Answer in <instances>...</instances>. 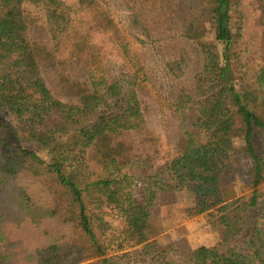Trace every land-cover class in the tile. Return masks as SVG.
Here are the masks:
<instances>
[{
	"label": "trees",
	"instance_id": "16d2710c",
	"mask_svg": "<svg viewBox=\"0 0 264 264\" xmlns=\"http://www.w3.org/2000/svg\"><path fill=\"white\" fill-rule=\"evenodd\" d=\"M27 5L41 13L38 33ZM239 8L240 0H0V174L24 181L17 200L36 228L56 219L77 232L71 245L51 234L39 264H121L109 255L117 241V250L140 246L141 264H264V68L257 87L236 84ZM136 42L166 51L183 81L178 153L163 163L129 155L148 81ZM234 159L246 163L247 196L225 188ZM179 193L186 219L219 222L215 243L181 251L159 238ZM9 260L0 252V264Z\"/></svg>",
	"mask_w": 264,
	"mask_h": 264
},
{
	"label": "rangeland",
	"instance_id": "374dc122",
	"mask_svg": "<svg viewBox=\"0 0 264 264\" xmlns=\"http://www.w3.org/2000/svg\"><path fill=\"white\" fill-rule=\"evenodd\" d=\"M27 9L29 18L35 20L34 27L38 33L42 28L39 21L41 13L32 5H27ZM239 9L241 16L235 24L234 36L236 35L240 57L237 62H233V76L237 85L244 79L257 87V77L264 68V0H240ZM116 17L118 20H125L124 13H116ZM97 38L101 42V36ZM132 46L148 81L144 84L142 92L145 124L128 136L133 144L129 155L163 163L178 153L181 116L174 100L180 93L183 81L169 70L166 51H161L151 44L136 42ZM165 49L173 53L171 47ZM107 56L114 64V71L119 73L124 64L115 50L111 48V53H107ZM46 78L48 85L56 91V82L51 74ZM244 166V159H234L232 177L225 184L229 197L247 196L250 192L247 179L242 174L246 168ZM22 182V179H19V182L17 179H4L0 174V232L5 236V241L0 244V252L9 255L11 264H39L36 250L49 241L51 234L61 235L63 241L71 245L74 238H77V232L70 224L56 219H46L42 221L41 228H36L27 210L23 211L17 200L19 183ZM183 198L184 195L179 193L177 200L181 202L165 209L164 221L167 229L159 238L167 239L169 243L177 242L181 251L200 245H212L216 242L220 229L219 222L216 219H208L205 213L186 219L183 214ZM107 218L110 220L111 217ZM114 225H117L116 220ZM117 244L118 241L112 245L114 247H111L109 255H118L121 264H141L147 261L140 251V246L126 245L117 250ZM94 260L96 259L86 263Z\"/></svg>",
	"mask_w": 264,
	"mask_h": 264
}]
</instances>
